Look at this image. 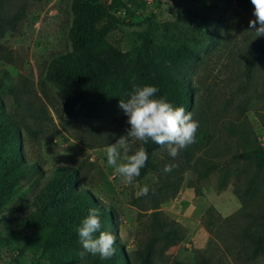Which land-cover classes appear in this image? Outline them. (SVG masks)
Instances as JSON below:
<instances>
[{
  "label": "rangeland",
  "instance_id": "obj_1",
  "mask_svg": "<svg viewBox=\"0 0 264 264\" xmlns=\"http://www.w3.org/2000/svg\"><path fill=\"white\" fill-rule=\"evenodd\" d=\"M217 1L224 6L222 13L210 0H125L128 5L116 11L123 23L110 34L113 42L130 49L139 44L136 32L148 27L147 18L153 13L158 22L157 44L186 45L197 52L185 68L196 87L193 118L199 121V128L208 131L196 149V158L215 168L202 178L196 171L185 172L175 192L173 183L161 184L155 171L128 185L107 164L109 144L99 143L115 142L130 127L120 107L102 119H68L61 107L62 94L43 79L49 59L71 48L66 37L71 0H11L5 5L8 14L20 6L23 12L15 30L0 22V43L12 58H0V82L25 86L22 97L43 106L39 118H23L29 126L22 127L24 151L47 171L59 165H93L82 186L117 211L115 234L131 264H136L135 252L144 244V225L152 211L133 204L135 198L142 205L150 203L145 196L137 197L145 185L160 198L157 209L187 228L185 238L158 253L154 264H195L202 256L208 264H264V256L252 257L240 235L248 226L264 227V169L258 174L256 192L249 198L245 192L247 181L256 172L249 144H264V59L250 78L244 74L249 50L264 43V36L254 39L255 32L249 29L254 9L247 11L244 0ZM0 95L6 108L13 110V95L1 87ZM138 146L133 144V149ZM167 154L165 147L157 151L160 158ZM222 176L225 182L220 186ZM30 184L21 180L5 207L31 200L36 189ZM22 208V212L0 214V236L10 233V220L28 213L25 205ZM29 229L26 227L24 235ZM11 238L0 249V264H45L39 252L25 245V238Z\"/></svg>",
  "mask_w": 264,
  "mask_h": 264
},
{
  "label": "trees",
  "instance_id": "obj_2",
  "mask_svg": "<svg viewBox=\"0 0 264 264\" xmlns=\"http://www.w3.org/2000/svg\"><path fill=\"white\" fill-rule=\"evenodd\" d=\"M11 0H0V22L15 30L23 7L11 14L4 11ZM135 3L134 0H128ZM198 2L200 0H182ZM212 7L223 12L224 6L217 0H210ZM244 8L253 10L251 0H244ZM126 7L123 0H71V19L66 37L71 48L54 54L46 64L43 79L51 82L62 94L61 107L68 119L92 121L102 119L119 108L120 100L127 101L137 86L152 84L158 87L157 96L166 97L175 106H183L186 111L194 107V92L185 68L197 57V52L186 45L164 46L157 44L154 34L158 28L156 15L147 18L148 27L136 32L139 44L125 49L111 40L110 34L123 23L115 11ZM128 9V8H127ZM210 21V19H206ZM213 21V20H212ZM0 58L11 61V54L0 43ZM264 59V43L251 48L245 60V76L250 78L254 67ZM0 87L13 95V110L6 108L0 95V214L22 212L25 205L28 213L15 216L9 222L8 235L0 236V249L3 243L12 239H26L25 245L39 252L45 264H81L78 252L81 250L76 228L93 207L100 209L102 230L115 234L118 213L102 203L88 188L82 186L89 167L82 162L77 166H53L45 170L37 161L27 157L24 151L22 127L29 128L23 120L25 116L39 118L43 106L36 105L22 96L25 86H11L0 82ZM205 127L198 129L196 142L182 150L173 160L168 154L160 158L157 151L161 146L149 142L144 145L148 160L141 169L143 178L148 172H157L158 181L173 183L174 192L181 184L184 173L197 172L198 178L214 169V164L196 158L197 147L208 136ZM83 141L81 137H77ZM110 139L99 145L113 143ZM248 154L256 172L247 181L245 192L248 198L257 189L258 174L264 169V144L250 143ZM176 164L170 173H164L165 164ZM200 163V164H199ZM21 180L29 181L34 191L31 200L25 199L19 206L5 207L10 195ZM225 182L221 177L220 186ZM196 192L199 194L198 190ZM148 205H142L137 198L133 204L142 210L152 209L145 223V241L136 250V264H154L156 255L182 241L187 228L158 210L160 198L150 190L145 196ZM244 204V198L241 197ZM264 215V211H263ZM26 227L30 228L24 235ZM240 235L247 242L252 257L264 256V227L248 226ZM116 254L109 260L88 255L84 264H131L123 244L117 237ZM161 249V250H160ZM195 264H208L202 256Z\"/></svg>",
  "mask_w": 264,
  "mask_h": 264
},
{
  "label": "clouds",
  "instance_id": "obj_3",
  "mask_svg": "<svg viewBox=\"0 0 264 264\" xmlns=\"http://www.w3.org/2000/svg\"><path fill=\"white\" fill-rule=\"evenodd\" d=\"M255 19L249 21V29L255 37L264 36V0H251ZM159 89L152 84L137 86L127 101L120 100L119 107L127 116L130 126L125 135H121L106 148L107 164L114 174L128 185H133L140 176L141 169L148 160L145 144L152 142L165 147L168 155L175 160L180 152L196 142L199 121L193 118L191 111L183 106H175L164 96H157ZM133 144L139 146L133 149ZM176 164H165L164 173H170ZM148 185L140 188L137 197L147 196ZM78 233L81 250L78 252L81 264L88 255L109 260L116 254L117 235L102 230L100 209L90 208L82 220Z\"/></svg>",
  "mask_w": 264,
  "mask_h": 264
},
{
  "label": "built area",
  "instance_id": "obj_4",
  "mask_svg": "<svg viewBox=\"0 0 264 264\" xmlns=\"http://www.w3.org/2000/svg\"><path fill=\"white\" fill-rule=\"evenodd\" d=\"M124 2H125V0H123ZM134 1H136V0H134ZM144 1H150V0H144ZM126 4H127V2H126ZM128 5V4H127ZM120 10V9H119ZM118 11V10H117ZM115 13H116V11H115Z\"/></svg>",
  "mask_w": 264,
  "mask_h": 264
}]
</instances>
